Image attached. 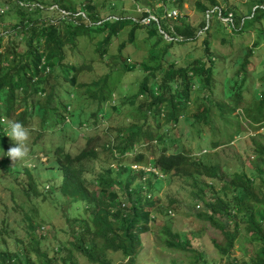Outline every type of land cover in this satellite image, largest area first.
I'll return each mask as SVG.
<instances>
[{
    "label": "trees",
    "instance_id": "16d2710c",
    "mask_svg": "<svg viewBox=\"0 0 264 264\" xmlns=\"http://www.w3.org/2000/svg\"><path fill=\"white\" fill-rule=\"evenodd\" d=\"M10 1L4 2L10 3ZM14 1L13 9L18 10L23 17L19 24L13 26V30L18 31L20 39L13 40L9 33H2L0 36V120H16L27 128L31 125L34 115L41 116L44 122L50 113L57 120L55 125L50 126L52 133H62L64 127L68 126L67 118H70V123L73 119L78 126L90 128L92 126L90 124L93 123L97 128L101 121L98 114L104 111L102 106L112 99L117 91V86L115 90L108 83L117 85L124 73H134L141 75L137 81L138 89L132 94L133 96L124 100V104L137 107L150 130L152 128L148 121L151 118L156 123L158 131H150L146 124L133 119L127 128L117 134L119 143L114 148L105 145L101 148L97 136H90L87 147L76 155L65 151L63 145L56 147L51 161H55L60 168L63 178L61 184L55 185L60 186L54 187L55 191H52L55 194L59 190L58 197L66 198L68 202L86 203L88 218L76 219L69 226L67 240L52 246L48 242L53 241L54 238L48 240L40 224L41 221L37 223L34 216L27 215L25 219L27 224L23 219L26 225V239H16L15 250H10L8 247L2 249L0 264H79L76 255L85 258L86 264H118L113 260L115 254H120L126 261L119 264H136V255L142 245L141 235L149 231L151 214L159 203L152 201L149 196L160 190L163 180L153 172L132 171L133 164H146L156 169L164 179L179 178L192 183L194 199L204 203L202 212L196 214L197 218L210 222L224 235L225 244L215 246L220 256L228 259L226 264H264V195L256 192L254 182L259 178L264 185V145L256 144L255 151L262 159L255 169L258 175L253 173L249 176L245 172L227 174L220 164L212 163L208 155L197 158L192 150L185 148L184 145L180 146L172 139L167 141L169 133L176 130L182 121L189 122L193 119L189 128L193 129V136L197 138L199 144L209 141L206 147L210 150L227 146L242 133L239 126L244 119L234 115L238 110H243L246 114L249 128L253 123L257 125L255 127L257 131L264 128V84L251 82L246 86L249 81L246 68L250 64L252 48H247L244 58L240 61L227 60L225 75L229 80L225 86H220L222 98L215 100L216 91L212 85L218 61L214 59L211 43L213 33L225 27L219 20V26L214 31L212 17L217 14L214 9L221 8L220 0H196V9L203 14V17L191 24L182 20L175 23L173 18H163L164 11L172 9L176 3L181 7L182 0H174L171 8L170 5L163 7L157 13H153L155 15L144 12L142 17L144 20L149 19L148 25H142L140 20L136 21L133 18L116 17V6L110 7L113 13L111 17L103 20L91 1L85 6H75L67 0H53L56 4L54 5L56 9L53 10L68 14L65 18L61 16L56 21L50 19L51 14L44 13L49 10L44 4L46 0ZM131 2L139 7L140 0ZM28 3L31 6L35 5L31 8L34 14L25 16L23 10ZM255 3L257 8L256 13L251 14L252 18L246 12L242 13L243 16H239L241 13L232 8L237 14L234 13L236 25L233 28L234 32H239L241 20L252 19L244 21L245 23L248 21L249 24L264 18V0ZM222 10L224 17L229 10ZM86 11L88 13L83 15ZM2 14L4 13L0 12V20L6 13L3 16ZM128 26H133L129 39L121 44L119 54L113 57L109 54L110 48L116 44L122 31ZM150 26L153 27L147 33L151 38H157L155 44L165 41L164 35L172 39L167 41L166 47L169 49L192 46L203 38L204 54L187 66H177L174 61L164 65L161 61L165 54L168 55L166 50H161L160 56L156 49H152L147 61L129 62L131 56L124 49L134 43L139 29L145 27L147 30ZM97 34L102 35V40L95 48V57L80 66L67 63L68 44L78 47L81 39ZM9 37L11 44L4 47L3 40ZM258 45L259 42L256 43V46ZM98 58H111L116 61L115 66H118L91 84L99 91L98 98L94 102L98 110H92L90 106L92 102L88 108H82L76 101L77 110L72 112L71 104L74 102L72 98L71 104H65L61 98H58L57 108H53L54 93L46 94L48 89L54 92L57 87L52 85V82L62 75L66 82L74 86L77 77L85 71V68L91 70L92 61ZM157 58L161 59L160 62ZM238 65L240 70L233 75L234 68ZM263 65L260 63L259 66L261 73L264 72ZM243 73L244 77H242ZM239 76L242 78H238ZM260 77L264 78V76ZM253 84L259 88L258 98L255 96ZM248 86L251 90L246 94ZM88 91L90 93L91 89ZM202 92L205 95L199 106L202 110L190 115L189 107L196 99L195 94L202 95ZM249 95L252 100L248 103ZM141 97L143 100H140ZM205 102H210V105L206 106ZM21 106L23 111L18 113ZM111 109L117 111L119 108L113 106ZM215 109L217 113L213 114ZM201 125L216 136L212 137L211 132L208 133L200 127ZM163 128L164 132L160 133ZM7 134L6 124L0 123V149L3 152L7 150L8 142L5 138ZM154 141L158 143L156 146L160 152L154 159L145 163V152L139 151V148L136 151L135 147L151 146ZM150 148L152 147L146 150L150 151ZM102 151L107 152L109 156L108 167L91 181L87 178V172L91 170L92 162L99 159ZM114 151H118V155ZM129 153H134V156L132 163L127 165L124 164V160ZM0 156L3 157L0 162V181L8 177L13 178L16 192L26 198V203H31L30 211L37 215L39 207L48 197V192L45 190L48 183H43L39 173L34 169L22 167L18 162L14 165L5 157V153ZM111 164H118L117 170L112 168ZM18 206L21 209L26 207L23 203ZM167 206L169 213H178L183 208L176 198H170ZM237 218L242 219L249 241L254 243L256 249L249 261H242L232 257L231 254L240 237L241 226ZM2 223H8V220L3 219ZM4 235H10L6 228L0 231V240H3V244L6 243ZM54 241H57V238ZM166 245H168L167 249L191 250L188 264H206L202 261L200 252L190 248H180L173 242H168Z\"/></svg>",
    "mask_w": 264,
    "mask_h": 264
},
{
    "label": "rangeland",
    "instance_id": "374dc122",
    "mask_svg": "<svg viewBox=\"0 0 264 264\" xmlns=\"http://www.w3.org/2000/svg\"><path fill=\"white\" fill-rule=\"evenodd\" d=\"M4 1L6 0H0V10H4V14L6 13L5 15L2 14V16L4 15L5 17L0 20V36L2 33H9L10 36L13 37V40L20 39L18 31H14L13 26L15 24H19L23 15L20 14L18 10L13 9L15 8L14 0H11L10 3H5ZM46 1L47 2H44V4L48 6L49 10H46L44 13L46 15L51 14V20L56 21L61 16L62 18L68 16L67 13L61 11L59 13L56 10H53L54 8L56 9V6H54L56 4L53 0ZM67 1L75 6H85L87 2L91 1L92 6L96 7V10L102 16L103 20L111 17L113 13L110 7L116 6V17L133 18L136 21L140 20L142 25H148L150 23L148 19H143L142 16L144 12H151L152 14L157 13V11H160L163 7L166 8L170 5L171 8L174 2V0H140L139 5L137 4L139 7H137L133 2H131L132 0ZM258 1L259 0H220L221 8L214 9V11H217V14L212 17V27L214 31L217 30V27L219 26V20H221L223 26L225 27V29H221L213 33L211 43L214 59L216 62L218 61V68H216L217 71L215 80L212 85L216 91L215 100L222 98V88L220 86H225L229 80L225 75V70L228 66L227 60L231 62L235 59L239 61L242 60L244 58V54L247 52V48H252L253 53L250 58V64L246 68L249 75V81H247L246 86L251 84V82H263L264 84V78L260 77L264 76V72L261 73V69H259L260 63L264 64V18L258 21H253L249 24L248 21L247 23L244 22L245 20H252L250 18H252V16L256 13L257 8V4L255 2ZM195 3L196 0H182L181 7L180 4L176 3L173 5L172 9L165 10L163 18H173L175 23H178L180 20L189 24L195 23L198 19L203 17V14L196 9ZM34 7L35 5L31 6L29 3L26 4V6H24V10L22 9L25 16L30 14L33 15L34 11H31V8ZM232 8L236 9L238 13H241L239 16H243V12H246L247 15L253 14L250 18L245 19L244 21L241 20V25L238 27L239 32L240 29L244 28L240 33L233 31V28L236 27L234 16L237 14ZM220 9L229 10L228 14L233 12V25H230L232 22L228 24L225 20L228 14L224 16V19H221L219 15ZM87 13L88 12L86 11L83 15H86ZM152 27L153 26L148 27L147 30L145 27L139 29L136 32V39L134 43L128 45L126 47L127 49H124L126 50V53H129L131 56L129 62L136 61L138 63H142L147 61L149 52L152 49H156L155 51H158L160 56L161 50H166L168 55L165 54V57L161 61V64L164 65L174 61L177 66H187L204 54L203 38L194 43L192 46H178L175 49H169L166 47L167 41H171L172 39L169 36L164 35L165 41L160 42L158 45L155 44L157 38H151L147 33V31L149 32ZM132 28L133 26H128L122 31V34L118 38L116 44L110 48L109 54L113 55V57L119 54L120 46L123 42L128 41L129 33ZM101 40L102 35L97 34L96 36L92 35L90 38L81 39L78 47L68 44L66 47L67 63L80 66L86 63L85 61L95 57V48ZM257 42H259L258 46H256ZM9 44H11L10 37L4 38L3 46L6 47ZM159 59L160 58H157V60ZM115 63L116 61L111 58H98L93 60L92 69L89 70L85 68V71L77 77L74 86H71V84L66 82L64 77L60 75L57 80L52 82V85H57L54 92H52V89H48L46 93L47 95H49V93H54L52 107L57 108L58 98H61L65 104H71L72 98L74 100L71 104L72 112L77 110V102L80 103V107L82 108H88L92 102L90 105L92 106V110L97 111L98 107L94 102L98 98L99 91L95 85L91 84L103 76H106V74H109L112 70H115L118 67L115 66ZM234 70L235 74L233 71V75H236V72L240 70L239 65L238 67L235 66ZM242 77H244V73L242 74ZM242 77L239 76L238 78ZM140 78V74L136 75L134 73H124L117 85L108 83L111 88H114L115 90L117 86V91H115L116 93L113 98L109 99L106 104L102 106L104 111L103 113L98 114L101 121L97 128L92 122V124H90L92 125L90 128L87 126H78V124L74 123V120L72 119V123H67L68 126L64 127L62 133H52L50 126L55 125L57 122L55 116L48 113L46 121L42 122L41 116L38 114L34 115L31 119V125L27 127L30 133V138L27 142L30 149V155L27 162H30L33 166L35 165V167H29L30 164H26L25 162H18V164L22 167L32 168L35 172L39 173L42 182L48 183L45 187L46 192H48V197H46V201L39 207L38 213L35 215L30 211V208H32L30 205L31 203H26V198L19 192H16V185H13V178L8 177L3 181H0V231L3 228H6L8 234H10L8 236L4 235L6 236L5 244H3L2 239L0 240V251L6 247L10 250H15V240L26 239L25 223L27 224V222L25 219L27 215L34 216L37 223H40L41 221L40 224L42 229L46 232L48 240L53 238L55 240L57 238V241L50 240L51 242H48L52 246H55L57 242L60 243L61 241L67 240L69 226L73 224L76 219L88 218L89 214L86 213V203L82 202L76 204L68 202L66 198L58 197L57 193H59V190L56 191V195L54 194V187L58 188L60 186L55 185L62 183L63 175L55 161H51L52 157H54V154L52 153L55 152L54 150L56 147L63 145L65 151L70 152L72 155H76L87 147L90 136H97L99 138L101 148L103 145L106 146L107 144H111V147L113 146L114 148V146L119 143L117 134L127 128L130 121L133 119L139 120L141 124H146L147 129L150 130L147 123H144L143 117L141 113L138 112L137 107H131L124 104V100L133 96L132 94L137 92V81ZM252 87L255 96L258 98L260 94L258 86L253 84ZM89 89H91L90 93L88 91ZM246 89V94H248L251 88L248 86ZM126 90H129V92ZM119 91L123 92L119 93ZM195 96V101H193L189 107L190 115L195 114L198 110H202L201 108L199 109V106L203 102V96H205L204 92H202V95L195 94ZM140 100H143V98L141 97ZM251 100V96L249 95L248 103L251 102ZM205 104L206 106H209L210 102H205ZM113 106L118 107L119 109L117 111L111 109ZM22 111L23 106H21L18 113ZM215 113H217L216 109L213 111V114ZM234 115H239L241 119H244L241 120L239 126L242 133L227 146L210 150L206 147L209 141L199 144L197 138L193 136V129L189 128V124L193 119L189 122L182 121L176 130L169 133V140L167 141H171L172 139L180 146L184 145L185 148L192 150L194 156L197 158L208 155L210 157L209 160L214 164H220L223 171H226L227 174L245 172L249 176H252L253 173L258 175V171H255V169L257 168V165L262 162V159L255 150L257 147L256 144L264 145V128L257 131L255 129L257 125L254 123L253 126L249 128L248 123H246L248 122V118L243 110L236 111ZM92 116L95 120L94 115ZM85 117L87 116H84V118ZM148 123L152 128L150 131H158L156 123L152 121L151 118ZM200 127L205 129L208 133L211 132V130L202 125ZM163 132L164 128L160 131V133ZM7 135L5 138L7 142H9L11 139ZM210 135L212 137L216 136L215 133L212 132ZM12 142L13 141L10 143ZM156 145H158L156 141H154L151 146L147 147L137 145L135 150L137 151L139 148V151L145 152V163H148L154 159L155 156H157V153L160 152V149H157L158 147ZM148 147H152L150 148V151L146 150ZM4 152L0 149V154ZM114 152L116 155L119 153L118 151ZM133 156L134 153H131L130 156L128 155V158L126 157L124 160V164L128 165L129 163H132ZM50 158L51 160L49 162ZM108 158L109 156H107V152L102 151L99 159L92 162V168L91 170L89 169V172H87V178L89 180H94L97 175L103 172L104 168L108 167ZM1 159L2 158L0 157V160ZM33 160H38L36 161L37 165L33 162ZM108 161L110 162L111 160L109 159ZM44 163L47 164L43 165ZM112 166L114 168L116 166L117 170L118 164H113ZM143 166L147 167L146 164ZM135 168H137V166ZM161 179L163 180V185L160 190H156L155 194L149 196L152 201L159 203L157 204L154 212L151 214L152 219L149 223V231L141 235L142 245L140 251L136 255V264H188V256L192 254L191 250L178 251L175 249H167L168 245L166 244H168V242L178 244L180 248H190L194 251L200 252L202 255V261H205L206 264H226L228 259L222 258L215 246L216 244H225L224 235L210 222L197 218L196 214L202 212L204 209V203L194 199V189L192 183L189 181L179 180V178H173L170 180L168 178L164 179L163 176H161ZM254 182L256 185V192L259 194L263 193L262 195H264V185L262 184V181L257 178ZM40 189H42L41 184ZM119 194L121 195L120 189ZM170 198H176L179 200L181 206L183 207L178 213H169L167 204ZM21 203L26 205L25 209H21V207L18 206V204ZM3 219H7L8 223L3 224ZM23 219L25 223H23ZM237 219L240 221L241 226L240 237L231 254L232 257L239 258L242 261H249L256 249L254 243H250L249 241V235L246 234L245 224L241 221L242 219ZM187 243L189 245H187ZM76 258L79 264H86L85 258L80 255H76ZM113 260L118 264L120 262H126L120 254L113 255Z\"/></svg>",
    "mask_w": 264,
    "mask_h": 264
},
{
    "label": "clouds",
    "instance_id": "9594fccd",
    "mask_svg": "<svg viewBox=\"0 0 264 264\" xmlns=\"http://www.w3.org/2000/svg\"><path fill=\"white\" fill-rule=\"evenodd\" d=\"M67 121H68V123H70L71 122L70 118H67ZM0 123L6 124V131L8 133L7 136L11 139V141H13L12 143H10L11 141H9L7 143V150L8 151L6 150V152H4L5 157H7V159L9 161H11L14 165L17 162H25L26 164H30V162H27L29 155H30V149H29L28 143H27L29 141V138H30L29 130L19 121L5 119V120H0ZM14 144H15V146H14ZM106 146L111 147V144L110 145L107 144ZM129 154H127L126 156H128ZM0 157L3 159L2 156H0ZM2 159L0 160V162L2 161ZM42 159H43V156H42ZM50 160H51V158L49 159V162H50ZM36 161H38V160H33V162L37 165ZM45 164H47V163H44L43 165H45ZM112 165H111V167L114 168ZM136 166H137V168H135ZM138 166H139V168H138ZM29 167H35V165L33 166L30 164ZM29 167H26V168H29ZM147 167H149V166H147ZM147 167H145L143 165H137V164L131 165V168L133 169L132 171L139 172L141 170H144L146 172H153L160 177L162 176V175L158 174V171L156 169L151 168V167L147 168ZM115 168H116V166H115ZM29 169H32V168H29Z\"/></svg>",
    "mask_w": 264,
    "mask_h": 264
},
{
    "label": "built area",
    "instance_id": "2783aa9c",
    "mask_svg": "<svg viewBox=\"0 0 264 264\" xmlns=\"http://www.w3.org/2000/svg\"><path fill=\"white\" fill-rule=\"evenodd\" d=\"M1 13H4V10H0ZM233 13V12H232ZM232 13H229L228 16L226 17V22L229 24L230 22H232V24L230 23V25H233V16H232ZM219 15L221 17V19H224L223 15H222V10L220 9V12H219ZM154 19V17H151ZM149 20V19H148Z\"/></svg>",
    "mask_w": 264,
    "mask_h": 264
}]
</instances>
